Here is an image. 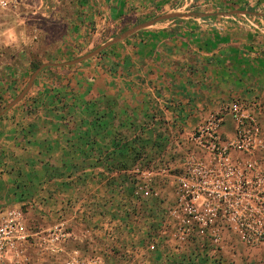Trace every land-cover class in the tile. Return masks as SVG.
Returning a JSON list of instances; mask_svg holds the SVG:
<instances>
[{"label": "crops", "instance_id": "0c3cea01", "mask_svg": "<svg viewBox=\"0 0 264 264\" xmlns=\"http://www.w3.org/2000/svg\"><path fill=\"white\" fill-rule=\"evenodd\" d=\"M17 3L0 15V90L49 66L0 114V217L19 209L29 232L64 222L65 249L103 264H205L195 243L161 233L175 201L167 174L194 151L188 137L207 114L232 101L257 106L264 130V0ZM184 11L214 15L159 21L62 65ZM258 161L264 170V153ZM145 178L157 196L133 197ZM26 254L47 264L31 246Z\"/></svg>", "mask_w": 264, "mask_h": 264}, {"label": "built area", "instance_id": "2783aa9c", "mask_svg": "<svg viewBox=\"0 0 264 264\" xmlns=\"http://www.w3.org/2000/svg\"><path fill=\"white\" fill-rule=\"evenodd\" d=\"M17 0H0V13L15 9ZM258 107L232 101L207 114L188 142L194 147L175 176V201L167 210L162 234L177 242L191 241L206 255L220 251L232 234L244 248H264V130ZM230 123L231 134L221 131ZM134 186L135 198L156 197L147 178ZM64 222L44 231L29 232L19 209L0 217V264H29L31 246L47 264H103L97 256L66 250ZM150 250L153 249L151 244Z\"/></svg>", "mask_w": 264, "mask_h": 264}, {"label": "rangeland", "instance_id": "374dc122", "mask_svg": "<svg viewBox=\"0 0 264 264\" xmlns=\"http://www.w3.org/2000/svg\"><path fill=\"white\" fill-rule=\"evenodd\" d=\"M187 12L189 13L193 11H184L181 13H187ZM5 13H8V12L5 11L3 13H0V15L5 16L6 15ZM18 27H20L21 29L22 25L21 24L17 25V28ZM99 43L101 42L96 41L93 44V47L90 48L89 51L96 49L99 46ZM1 50L2 49H0V51ZM30 74H31L30 69L26 70L25 72L19 73L18 75L15 74L16 76H18L17 79H20L19 82H17L16 87L13 88L11 92L9 93H7L6 90H3V89L0 90V93L2 96L0 100V114L10 111L13 106L17 105L23 99L24 96L21 98V100L16 102L13 106H11L8 109H5L6 105L10 103L24 88ZM27 92L24 95H26ZM177 174H178L177 170L170 169L168 170L167 175H169L170 180H172V182L174 183L175 176H177ZM229 237H230L229 240H224V244L221 247L220 251L214 252L210 255L205 254V258H204L205 264H264V248L259 247V248L247 249V248H244L242 245H240L232 234H230Z\"/></svg>", "mask_w": 264, "mask_h": 264}, {"label": "water", "instance_id": "95a60500", "mask_svg": "<svg viewBox=\"0 0 264 264\" xmlns=\"http://www.w3.org/2000/svg\"><path fill=\"white\" fill-rule=\"evenodd\" d=\"M246 13V12H244ZM211 15H214V14H204V13H192V12H189V13H171V14H164V15H161L149 22H145V23H141V24H138L126 31H124L123 33L117 35L116 37L112 38L111 40L103 43L102 45H100L99 47H97L96 49L92 50L91 52L83 55V56H80L72 61H68L64 64H62L63 66H70V65H75V64H78L88 58H91L93 56H95L96 54L100 53L102 50H104L105 48H107L108 46L124 39L125 37L143 29V28H146V27H149L151 26L152 24L156 23V22H159V21H163V20H170V19H174V18H178V17H208V16H211ZM46 66H49V65H40L39 67H37L34 72L29 76V79L26 83V85L24 86V88L20 91V93L10 102L6 105L5 109H8L10 108L11 106H13L16 102H18L19 100H21V98L24 96V94L27 92V90L29 89V87L31 86L32 84V81L33 79L35 78V76L37 75V73L44 67Z\"/></svg>", "mask_w": 264, "mask_h": 264}, {"label": "trees", "instance_id": "16d2710c", "mask_svg": "<svg viewBox=\"0 0 264 264\" xmlns=\"http://www.w3.org/2000/svg\"><path fill=\"white\" fill-rule=\"evenodd\" d=\"M38 65H39L38 63H34V64L32 63L30 66L31 70H34Z\"/></svg>", "mask_w": 264, "mask_h": 264}]
</instances>
